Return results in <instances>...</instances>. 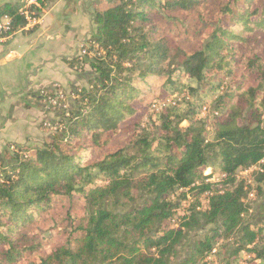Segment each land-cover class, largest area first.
<instances>
[{
    "label": "trees",
    "instance_id": "obj_1",
    "mask_svg": "<svg viewBox=\"0 0 264 264\" xmlns=\"http://www.w3.org/2000/svg\"><path fill=\"white\" fill-rule=\"evenodd\" d=\"M25 1L1 6L11 19L6 36L24 29ZM54 1L27 9L38 18ZM108 1L93 18L105 56L92 60L96 76L90 91L80 92L81 107L62 117L63 129L34 156L17 149L0 157V264H171L200 220L217 227L179 264H208L217 242L236 233L222 264H240L242 255L253 257L245 264H264V224H245L247 192L235 179L264 161V0ZM164 17L171 26L201 29L194 49L178 50L175 67L166 64L175 55L160 36ZM163 73L160 98L183 95L151 114L154 130L125 124L138 113L137 83ZM207 169L224 176L222 191L204 183ZM187 189L196 203L183 209ZM121 200L125 211L108 209ZM56 210L65 230L47 249L40 239L56 235L49 227ZM262 211L264 223V204Z\"/></svg>",
    "mask_w": 264,
    "mask_h": 264
},
{
    "label": "rangeland",
    "instance_id": "obj_2",
    "mask_svg": "<svg viewBox=\"0 0 264 264\" xmlns=\"http://www.w3.org/2000/svg\"><path fill=\"white\" fill-rule=\"evenodd\" d=\"M56 1L47 3L39 16L41 17L43 11L49 9V7H51ZM82 2L83 4H81V1L79 0H66L63 14L66 17H73L76 16L74 11H72L75 6H78L80 11L81 8H84L86 12H88V15L83 16V22L86 20L88 21V24L85 23L84 25L89 27V31L83 38L84 40L90 38L91 40L95 41L96 25L94 24L93 18L97 13L103 12L107 8L111 7L112 3L108 0H82ZM158 12L161 13L160 10H158ZM170 21L172 20L166 19L164 17L162 21L163 30H161L160 36L164 37L166 41H169V47L171 48L172 56L175 55V57L166 64L168 65L169 63L172 65V67H175V65H177V59L180 57H178V55H180V50L188 52L189 50L194 49V42L196 41L195 36H199V30L201 29L194 23L197 21L196 19L188 20V22L194 23V25L189 29H187L185 26L182 28L176 27L175 25L177 24L171 26L169 24L171 23ZM200 38L202 39L203 37H199V39ZM83 41H81L80 44ZM78 50H76L73 57H71V61H66L71 68L73 76L78 80V83H76L74 86H64L60 82H56L57 85H59L58 87H50V89H48V91H50L48 93L50 94L54 93L55 91H61L65 97L64 100L57 101L56 105H52L51 103L48 104L44 101V99L39 98V92H37L35 94L37 97H35V100L21 99L17 101L19 102V105L22 107V109H10V114L8 113L7 116H0V157H4V153L12 154L13 152H16L17 149H22L20 154L24 155V157L34 156L35 149L43 146L45 142L49 141L50 137L61 131L57 128L61 127V129H63L62 117L64 116L66 119L69 112H76L77 109L81 107L80 100L82 96L80 92L90 91L93 79L95 78L96 74L91 67V63L93 61L90 60V58L79 61L77 58ZM259 54H261V56L264 54L262 47L259 49ZM167 69L168 68H165L164 73H166ZM164 73L162 76L153 78L150 81L147 79L145 83H137L136 86L140 93H142L140 99L134 103V106L138 109V113L134 117L129 118L125 124H140L141 126L142 124L144 125L149 123V129L151 130L154 127L152 126L150 118V116H152L151 114L153 113L158 115L159 112L166 108L169 101V104H172L174 99L183 95V93H175L171 96L160 98L161 94H163L161 93V87L167 80V76H165L166 74ZM230 81L231 79L227 78L225 83L229 84ZM214 100L215 97L211 101H207L205 104V107L208 110L212 109ZM163 104L166 106H163ZM19 110L21 111L18 112ZM15 112H18V114H15ZM8 125H12L14 129L12 131H8ZM186 126V122H183L180 125L182 128ZM3 128L4 130L2 132L1 130ZM55 129L57 130L55 131ZM263 169L264 161H261L259 164L252 166L247 170H240L235 174V179L237 181H242L247 192L242 199V203H244V205L248 208V212L244 217L245 224H264L262 219V206L264 204V183L262 184L261 192L258 195L256 188V180L259 176L263 175ZM203 177H206L204 179V183L212 184L213 190L222 191L224 188V176L212 174L211 169L205 170ZM184 193L185 199L182 200V208L187 209L188 207H192V205L194 206L196 203V192L187 189L184 190ZM206 195L207 194H204L203 196ZM143 196L144 194L142 192L138 195L135 206L141 204ZM123 205L124 204L122 200L119 203L111 202L108 205V209L118 213L125 211V208L122 207ZM62 215L63 213H61L60 210H56L55 222L51 224L45 223L47 226L50 224V229H52V231L56 234H51L45 239H40L41 245L45 246L47 249H55L59 244L60 240H58V236H60V232L62 230H65V227L60 225ZM200 224L201 227L199 229L195 231H187L185 233L181 244L176 249V256L171 260V264H179L185 261L191 252L193 243L204 239L206 236H211L212 230L217 227V224L204 225L202 220H200ZM237 237H239V233L233 234V236L228 239H220L215 246V250L211 252L212 255L206 259L208 264H222L221 259H223V257L229 256ZM252 258V256L242 255L239 263L245 264L243 261H249ZM98 264L108 263L103 262L100 259ZM109 264L116 263L112 262Z\"/></svg>",
    "mask_w": 264,
    "mask_h": 264
},
{
    "label": "crops",
    "instance_id": "obj_3",
    "mask_svg": "<svg viewBox=\"0 0 264 264\" xmlns=\"http://www.w3.org/2000/svg\"><path fill=\"white\" fill-rule=\"evenodd\" d=\"M20 1L0 0V8ZM65 5L66 0H57L38 17V24L15 31L0 41V116L10 114V109H22L17 101L35 100L37 92H50V87H58L56 82L64 86L78 83L67 62L71 61L89 31L84 25L88 21L83 22V16L88 12L75 6L72 10L76 15L74 19L66 17L63 14ZM25 6L23 4L19 9ZM13 129L8 125V131Z\"/></svg>",
    "mask_w": 264,
    "mask_h": 264
},
{
    "label": "built area",
    "instance_id": "obj_4",
    "mask_svg": "<svg viewBox=\"0 0 264 264\" xmlns=\"http://www.w3.org/2000/svg\"><path fill=\"white\" fill-rule=\"evenodd\" d=\"M36 0H26V7H31L35 5ZM23 8L21 10V14L26 21V25L24 29H29L32 26L38 24V18L31 15L27 8ZM11 31V19L7 15H0V41L4 40L5 36ZM105 56L104 49L99 45V43L95 40H91L90 38L85 39L79 46L77 58L79 61H82L86 58H90V60L94 59H102ZM39 98L44 99L48 104L56 105L57 101L64 100V95L61 91H55L54 93H48L46 91H39ZM170 101L168 102V104ZM173 104V103H172ZM163 106H166L163 104ZM207 108L204 107L202 109V115H205L207 112ZM57 129H61L57 128ZM55 129V131L57 130Z\"/></svg>",
    "mask_w": 264,
    "mask_h": 264
}]
</instances>
